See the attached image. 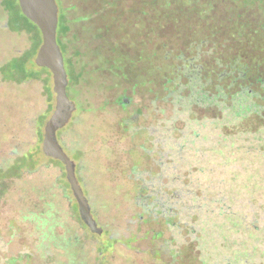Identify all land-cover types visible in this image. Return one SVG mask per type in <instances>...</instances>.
<instances>
[{
  "label": "rangeland",
  "instance_id": "rangeland-1",
  "mask_svg": "<svg viewBox=\"0 0 264 264\" xmlns=\"http://www.w3.org/2000/svg\"><path fill=\"white\" fill-rule=\"evenodd\" d=\"M2 1L0 68L31 46L30 34L7 27ZM55 1L68 28L63 58L80 73L76 83L67 76L66 93L75 110L57 138L70 153L101 233L90 232L80 220L64 166L41 150L55 106L51 73L46 69L45 81L23 82L4 81L0 73V170L36 151L32 170L0 177V264H245L248 255L249 264H264V233H243L232 222L246 213L264 220L263 179L255 168H242L250 184H228L222 171L240 164L220 152L234 135L217 134L208 160L206 152L195 154V135L203 128L184 110L188 85L179 88L180 74L171 71L179 51L191 54L196 38L212 36L218 46L234 48L225 52L245 54L263 73L264 0ZM146 38L150 44L141 45ZM117 59L134 63L127 77L118 75ZM120 95L130 102L124 111ZM196 100L220 104L223 98L197 93ZM248 109L257 111L255 105ZM123 121L136 129L123 130ZM247 159L250 167L256 157ZM217 178L226 184H213ZM232 198L249 203L251 212L240 207L218 217L217 208L225 213L238 205Z\"/></svg>",
  "mask_w": 264,
  "mask_h": 264
},
{
  "label": "flooded vegetation",
  "instance_id": "flooded-vegetation-1",
  "mask_svg": "<svg viewBox=\"0 0 264 264\" xmlns=\"http://www.w3.org/2000/svg\"><path fill=\"white\" fill-rule=\"evenodd\" d=\"M209 37L210 38L204 39L196 38V40L192 42V44H194V50L192 49L193 53H187L188 56L187 54L182 56L183 54L179 53V51L174 58L177 65L175 68L171 69V71L174 70L180 74V81L177 84L179 88L188 85V88L184 89L185 98L188 99L186 102L187 104L185 102L183 103V105H185L184 110L189 114H193L203 128L202 133H197L195 135L197 138L195 154L197 152H200V154L206 152L208 153V160L213 154L212 149L215 147V137L217 134L234 135L226 138V141L221 144L223 148H221L220 152L227 160L238 161L240 164L238 168L222 171V173L226 175V178L231 180L228 184H250L249 181H245L244 175L246 173L242 168H255V176L257 178L261 176L263 179L261 184H264V71L262 73L258 67V63L250 64L245 54L239 53L238 51L225 52L234 50V48L232 46H222V44L220 45L219 43L220 46H218L216 40L212 38V36ZM144 40L146 41L141 43V45L150 44L151 39L146 38ZM208 40L211 41L208 42ZM143 53L149 54L150 52ZM170 53L171 52L166 51L165 55ZM150 55L152 54L150 53ZM117 60L115 66H118L120 69L118 75L122 74L124 77H127V69L134 63H132L131 59H128L126 63H122L120 59ZM159 68L163 71V74H168L162 66ZM147 77V73L144 77L140 76L141 86L144 85ZM160 87L162 91L169 92L167 89L165 90L164 83H160ZM138 88L139 87L135 89ZM135 89L130 90L133 92ZM123 93L122 91V94ZM197 93L204 95L205 98L213 96L214 94H220L223 100L218 101L220 104L209 101L201 104L196 100ZM233 94H237L240 99L231 101V96ZM175 96L178 95L175 93ZM183 96L184 95L180 96V99L178 98L179 102L182 101ZM118 104L120 105L119 108L124 111L130 102L125 95H120ZM180 105V108H182V103H180ZM251 105L256 106V112L248 109ZM140 110H142L140 107L135 108L134 111L136 116L141 115ZM231 110H234L238 115H232L230 112ZM214 118H220L222 120L216 123ZM132 119L135 120V118ZM131 125H133L131 121H123L122 128L123 130H126V128L131 129ZM132 129L135 130L136 128ZM237 134H242L243 136H237ZM233 140H236V142L232 143ZM198 141L201 146H198ZM165 147L166 145H164V148ZM247 158H249V161L251 158H254L256 161L251 160L253 163L250 161V167H248ZM192 160H194L193 156ZM54 161L59 162L57 160ZM205 163L209 162L205 161ZM203 171L204 170L200 169V172ZM208 173L209 175L212 174L211 172ZM232 173L235 174L234 178L229 175ZM207 179H209V177ZM217 180L219 179L217 178ZM194 183L197 184L196 182ZM209 183L210 181L206 180V184ZM221 183L226 184L225 178L224 180L221 178L217 183L213 184ZM246 217L249 218L248 213L245 214V217H240V219H245Z\"/></svg>",
  "mask_w": 264,
  "mask_h": 264
},
{
  "label": "water",
  "instance_id": "water-1",
  "mask_svg": "<svg viewBox=\"0 0 264 264\" xmlns=\"http://www.w3.org/2000/svg\"><path fill=\"white\" fill-rule=\"evenodd\" d=\"M22 14L39 30L41 44L35 54L34 63L38 68L47 69L52 75L53 92L55 94L54 111L46 121L43 129L42 153L62 163L65 178L77 204L80 220L92 233H101L90 212V206L84 197L75 177V164L68 156L57 138V132L70 121L75 106L67 96V74L64 59L56 41L58 25V7L55 0H17Z\"/></svg>",
  "mask_w": 264,
  "mask_h": 264
},
{
  "label": "trees",
  "instance_id": "trees-1",
  "mask_svg": "<svg viewBox=\"0 0 264 264\" xmlns=\"http://www.w3.org/2000/svg\"><path fill=\"white\" fill-rule=\"evenodd\" d=\"M2 6L7 12L8 19H7V27L10 30L14 31H26L28 34L31 35V46L27 51L22 53L20 56L11 59L7 63H5L0 68L1 78L4 81H13V82H23L28 81L32 79L39 78L42 81H45L47 79V70L45 68H36L35 65L32 64L31 59L35 56L40 44H41V35L38 30V28L30 22L21 12L19 5L17 3V0H3ZM61 21V22H60ZM59 25H57V32H56V41L60 48V51L62 55L64 56L67 52V42L63 41L62 38L67 32V26L65 17L61 16L58 18ZM59 27V28H58ZM64 61L67 62V71L66 74L69 77L71 83L78 82L80 78V73H75L73 70L72 62L70 61V58H63ZM35 64V63H34ZM36 151L31 152L28 151L24 153L21 157L16 158L13 163L5 170H0V177L3 176H13L17 175L18 173L22 171H30L34 168L36 165ZM53 161V160H50ZM235 177V174H233V178ZM233 203H238V205H233L235 208L229 206L228 211L223 213V208H217L220 212L218 217H221L222 215H232L233 212L236 211V209L242 207L241 210L244 209V211H249L250 209L245 206V204L249 205V203H245L242 205L240 201L233 198L231 199ZM164 202H161L160 204H157L159 208L162 207ZM222 205V204H221ZM257 207V206H256ZM255 208V207H254ZM252 208L251 210H253ZM251 212V211H249ZM242 217V216H241ZM245 217V216H243ZM264 222L263 219H258L256 217H246L245 219H240V217L235 218L234 225L240 226L243 233H257V232H263L264 233V224L262 226L257 225L260 222ZM262 233V234H263ZM249 255L245 256L243 258V263L249 264Z\"/></svg>",
  "mask_w": 264,
  "mask_h": 264
}]
</instances>
